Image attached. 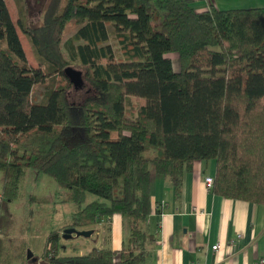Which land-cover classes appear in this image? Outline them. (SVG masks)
<instances>
[{
	"label": "trees",
	"instance_id": "16d2710c",
	"mask_svg": "<svg viewBox=\"0 0 264 264\" xmlns=\"http://www.w3.org/2000/svg\"><path fill=\"white\" fill-rule=\"evenodd\" d=\"M63 1L51 0L37 25L21 5L19 24L40 59L34 66L7 0H0L4 196L18 198L32 168L36 178L51 175L64 200L78 205L72 223L48 235L45 263L151 264L153 168L179 195L197 159L215 160L213 191L263 202L264 5ZM69 24L78 28L65 40ZM69 65L83 70L92 89L81 102L68 98ZM38 84L45 86L42 100L33 96ZM88 192L98 198L88 200ZM114 213L130 228L121 248L63 253L67 227L93 228Z\"/></svg>",
	"mask_w": 264,
	"mask_h": 264
},
{
	"label": "crops",
	"instance_id": "0c3cea01",
	"mask_svg": "<svg viewBox=\"0 0 264 264\" xmlns=\"http://www.w3.org/2000/svg\"><path fill=\"white\" fill-rule=\"evenodd\" d=\"M197 1L201 8H209L211 3L220 7L264 5V0ZM215 173V160L197 159L193 168L185 172L181 190L177 195L171 179L158 173L155 168L152 169L150 190L155 210L150 216L147 228L151 232H157V240L151 247V264H255L264 255V201L226 197L208 189L205 175L215 176ZM1 177L2 173L0 264H29L26 255L29 246L18 244L13 249L15 236L11 233L12 229L2 223L3 211L7 208L13 210L20 202V196L7 201ZM60 193L61 202H74L64 200L65 190ZM73 214L72 211V217ZM94 228L96 230L90 236L74 234L70 238L63 237L62 242L68 245L63 253L82 254L93 246L119 249L130 234L128 220L120 213L106 217ZM47 239H44V247L39 251L36 243L30 247L37 257V264H46L43 255ZM216 243L220 246L214 249L213 245Z\"/></svg>",
	"mask_w": 264,
	"mask_h": 264
},
{
	"label": "rangeland",
	"instance_id": "374dc122",
	"mask_svg": "<svg viewBox=\"0 0 264 264\" xmlns=\"http://www.w3.org/2000/svg\"><path fill=\"white\" fill-rule=\"evenodd\" d=\"M50 1L51 0H8V5L21 36L26 55L29 62L34 66L40 64V59L35 54L29 36L22 30L19 24V19L22 15L21 5L28 7L31 23L37 25L42 22L45 10ZM64 1L62 4H64ZM77 28V26L69 24L65 29L64 39L70 38ZM172 56L174 68L179 70L181 68L180 58L176 52H172ZM81 71L84 73L83 70ZM44 88V85H36L33 93L34 99L42 100ZM91 91L90 85L84 80L82 85L77 87L73 86L72 89L69 90L68 98L74 102H81L89 94L88 92ZM151 153L152 152H150V154ZM62 190L64 189L57 184L51 175L42 174L40 177L36 178V173L32 168L26 169L20 182V202L13 210L5 209L2 217L3 222L12 229L11 233L15 236L12 245L13 249L18 244H21V246L27 244L29 247H27L26 255L28 256L29 250L34 253L31 249L33 243L37 244V251L44 247L46 242L44 239H47L48 233H50L53 228L57 229L71 224L73 221L72 211L75 212L78 205L75 202H61L60 192ZM87 197L88 200H91L98 198V195L93 192H88ZM15 204H17V202H15Z\"/></svg>",
	"mask_w": 264,
	"mask_h": 264
},
{
	"label": "water",
	"instance_id": "95a60500",
	"mask_svg": "<svg viewBox=\"0 0 264 264\" xmlns=\"http://www.w3.org/2000/svg\"><path fill=\"white\" fill-rule=\"evenodd\" d=\"M64 72L70 78V80L74 83L75 87L83 84L84 78H83V73L80 69L69 65V66L65 67ZM93 232H94L93 228L77 229L75 226H71V227H67L65 229L64 237L70 238L74 234L90 236ZM28 258L30 261L29 264H37L36 263L37 257L34 256V253L31 250H29Z\"/></svg>",
	"mask_w": 264,
	"mask_h": 264
},
{
	"label": "built area",
	"instance_id": "2783aa9c",
	"mask_svg": "<svg viewBox=\"0 0 264 264\" xmlns=\"http://www.w3.org/2000/svg\"><path fill=\"white\" fill-rule=\"evenodd\" d=\"M214 180H215L214 175H211V174L205 175V182H206V186L208 189H210V190L212 189V187L214 185ZM161 205H163V204H161ZM159 207H161V206H159ZM219 246H220V244L216 243L213 245V248L216 249ZM255 264H264V255L261 256Z\"/></svg>",
	"mask_w": 264,
	"mask_h": 264
}]
</instances>
